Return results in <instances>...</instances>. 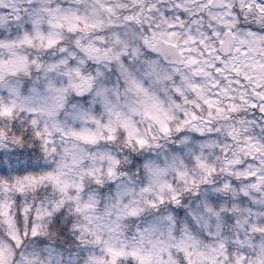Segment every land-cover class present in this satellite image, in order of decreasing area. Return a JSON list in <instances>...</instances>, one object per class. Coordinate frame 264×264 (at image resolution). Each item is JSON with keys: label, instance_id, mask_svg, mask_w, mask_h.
<instances>
[{"label": "clouds", "instance_id": "clouds-1", "mask_svg": "<svg viewBox=\"0 0 264 264\" xmlns=\"http://www.w3.org/2000/svg\"><path fill=\"white\" fill-rule=\"evenodd\" d=\"M0 264H264V0H0Z\"/></svg>", "mask_w": 264, "mask_h": 264}]
</instances>
